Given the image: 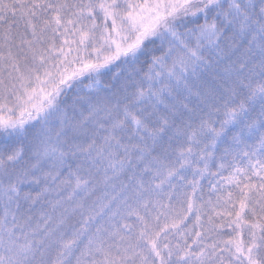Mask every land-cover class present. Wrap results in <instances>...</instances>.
<instances>
[{
  "label": "snow or ice",
  "instance_id": "1",
  "mask_svg": "<svg viewBox=\"0 0 264 264\" xmlns=\"http://www.w3.org/2000/svg\"><path fill=\"white\" fill-rule=\"evenodd\" d=\"M0 264H264V0H0Z\"/></svg>",
  "mask_w": 264,
  "mask_h": 264
}]
</instances>
